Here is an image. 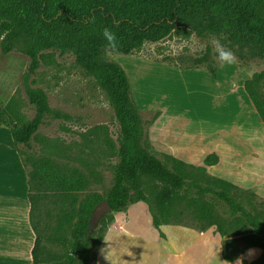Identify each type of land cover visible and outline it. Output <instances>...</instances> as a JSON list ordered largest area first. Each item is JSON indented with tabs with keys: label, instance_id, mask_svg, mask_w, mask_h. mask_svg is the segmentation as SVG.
I'll return each instance as SVG.
<instances>
[{
	"label": "trees",
	"instance_id": "trees-1",
	"mask_svg": "<svg viewBox=\"0 0 264 264\" xmlns=\"http://www.w3.org/2000/svg\"><path fill=\"white\" fill-rule=\"evenodd\" d=\"M95 17L94 24L88 18ZM110 27L119 40L117 50L105 47L103 27ZM177 29L197 35H215L232 49L242 65L252 59L264 60V0H0V39L3 54L20 52L29 59L22 85L34 115L27 119L19 112V103L12 97L6 105L0 101V127L10 130L13 145L23 163H29L30 224L35 233L32 264H93L103 238V216L91 220L95 207L106 200L112 212H120L133 203L147 202L144 178L156 180L162 190L156 197L157 212L150 210L156 230L175 221L174 206L186 201L201 228L215 227L222 238L241 234L244 250L259 248L261 254L243 264H264V208L258 209L255 193L239 198L234 183L205 173V166L218 162L215 153L208 155L199 177L187 168H194L173 155L157 156L150 148L141 110L132 95L129 77L124 68L110 60L106 53L131 54L146 42H159ZM50 51V52H46ZM72 54L76 64L92 76L105 91L120 128L114 184L105 196L81 194L88 186L87 176L76 168H62L48 157H37L32 151L34 134L48 116L60 117L49 104L46 91L34 87L32 76L51 53ZM206 57L190 67L205 65L212 74L216 70L205 64ZM264 71L254 73L244 82L260 120L264 124V96L261 84ZM190 178V180H188ZM194 190L195 196L181 192ZM247 198V199H246ZM211 201L226 205L232 217L214 213ZM54 205V227L48 232L43 224L44 204ZM262 205V203H261ZM239 228H242L240 231ZM238 229V230H236ZM240 232V233H239ZM63 249L47 259L46 243ZM223 258H238L222 241Z\"/></svg>",
	"mask_w": 264,
	"mask_h": 264
},
{
	"label": "rangeland",
	"instance_id": "rangeland-1",
	"mask_svg": "<svg viewBox=\"0 0 264 264\" xmlns=\"http://www.w3.org/2000/svg\"><path fill=\"white\" fill-rule=\"evenodd\" d=\"M211 37L223 44L215 35L200 36L177 29L159 42L144 43L131 54L108 51L106 55L126 71L150 148L157 156L173 155L191 164L194 168H187L188 173L199 177L198 167L204 166L205 158L215 153L218 162L205 166V173L237 185L240 199H245L249 192L255 193L253 201L262 209L264 124L244 89V82L254 73L264 71V60L252 59L242 65L236 57L234 64L221 67L215 59ZM204 57L205 64L214 66L215 74L205 65L190 67ZM28 66V57L20 52L3 54L0 39V101L6 105L15 97L19 112L30 119L34 108L22 85ZM32 84L46 91L50 106L61 116L45 119L32 138V151L24 152L23 157L27 159L30 152L37 157H48L62 168H76L88 178L81 197L93 193L105 196L114 184L120 137L119 124L105 91L76 64L72 54L58 52L41 62L32 76ZM261 92L264 96V81ZM27 168H31L29 163ZM144 181L147 202L105 214L108 217L102 227H105L104 235L93 264H98V257L100 264H110V260L112 264H126L127 253L135 241H159L164 237L161 230L152 226L150 216V210L157 212L156 197L162 186L148 177ZM181 194L193 197L195 191L190 189ZM210 204L212 211L226 218L225 224L230 226L232 217L228 207L214 200ZM52 209L54 205L46 201L42 213L48 232L54 227V216L52 212L48 214ZM174 215L179 224L169 225H186L208 232L201 241L212 244V264H243V260L251 261L261 253L257 248L244 250L241 234L222 238L215 227L201 228L185 200L174 206ZM131 233L142 235L145 240L133 239ZM223 240L237 259L229 262L223 258ZM155 245L148 251L140 246L137 259L133 258L131 264H185L166 257L169 250L163 249L161 243ZM197 249L198 263L186 264H209L208 259L204 260V251L198 246ZM62 252L60 246L47 242L44 256L48 254L49 259Z\"/></svg>",
	"mask_w": 264,
	"mask_h": 264
},
{
	"label": "crops",
	"instance_id": "crops-1",
	"mask_svg": "<svg viewBox=\"0 0 264 264\" xmlns=\"http://www.w3.org/2000/svg\"><path fill=\"white\" fill-rule=\"evenodd\" d=\"M28 173L27 165L14 148L10 130L0 127V264L33 263L32 249L36 236L30 224ZM159 229L164 235L159 241L133 243L127 253L126 264H131L133 258L137 259L140 246L142 250L148 251L156 242L161 243L163 249L169 250L165 256L172 258L174 262L198 263L195 261L199 259L196 254L198 246L204 251V260L208 259L207 262L212 264V244L201 241L208 232L188 228L186 225L163 224ZM130 235L133 239L144 238L142 235ZM214 241L216 242L215 239ZM100 263L98 257V264Z\"/></svg>",
	"mask_w": 264,
	"mask_h": 264
},
{
	"label": "clouds",
	"instance_id": "clouds-1",
	"mask_svg": "<svg viewBox=\"0 0 264 264\" xmlns=\"http://www.w3.org/2000/svg\"><path fill=\"white\" fill-rule=\"evenodd\" d=\"M95 22V17L88 18L89 24H94ZM101 35L105 41L106 48L114 51L117 50L119 40L117 33L112 28L107 26L103 27ZM210 43L213 51L215 52V59L221 67L225 65H232L236 62V54L232 51V49L221 44L219 39L211 37Z\"/></svg>",
	"mask_w": 264,
	"mask_h": 264
},
{
	"label": "water",
	"instance_id": "water-1",
	"mask_svg": "<svg viewBox=\"0 0 264 264\" xmlns=\"http://www.w3.org/2000/svg\"><path fill=\"white\" fill-rule=\"evenodd\" d=\"M110 212H112L111 207L106 200H103L95 207L91 220L97 223L105 214Z\"/></svg>",
	"mask_w": 264,
	"mask_h": 264
}]
</instances>
